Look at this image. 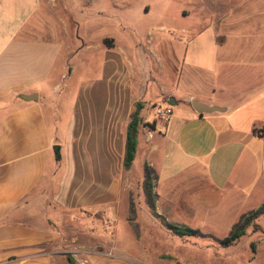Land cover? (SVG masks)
<instances>
[{
	"label": "crops",
	"instance_id": "1",
	"mask_svg": "<svg viewBox=\"0 0 264 264\" xmlns=\"http://www.w3.org/2000/svg\"><path fill=\"white\" fill-rule=\"evenodd\" d=\"M77 9L87 17L99 11L95 2ZM73 11L65 0H0V264H68L67 256L75 264H163L114 244L136 165L140 184L146 167L154 174L155 207L143 211L153 248L164 233L171 243L177 237L169 220L189 228L199 222L191 228L198 236L224 225L227 235L213 245L227 248L221 241L232 227L264 204V0H153L149 37L157 47L140 46L142 71L114 38H101L103 78L73 89L62 129L48 119L52 97L62 98L68 61L89 50ZM150 12L139 6L138 14ZM138 102L142 122L126 170L127 126ZM193 102L215 110L195 112ZM154 106L172 109L168 123L154 117ZM139 211L125 217L137 241ZM259 227L260 244L248 230L240 238L254 264L255 251H264Z\"/></svg>",
	"mask_w": 264,
	"mask_h": 264
},
{
	"label": "rangeland",
	"instance_id": "2",
	"mask_svg": "<svg viewBox=\"0 0 264 264\" xmlns=\"http://www.w3.org/2000/svg\"><path fill=\"white\" fill-rule=\"evenodd\" d=\"M66 4L73 7V14L76 15L78 21L83 23V28L80 30L81 36L88 42V51L84 52L80 57L70 59L67 68L64 70L63 74L65 79L60 82V97L54 95L52 97L54 107L50 109L48 113V119L53 120L58 119L61 123V128L64 129V125L68 122L70 115L71 103L69 102L72 98V91L75 87H79L81 84H87L93 80H101L103 77L102 71L98 69V66L103 62L105 57L103 56V50L98 51L97 48L100 43V39L104 36H109L114 38L119 48L122 50L123 54L127 57V61L131 67L134 64L136 71H142L141 62H143L142 48L146 49L156 48L155 43H150V33L153 28V0H65ZM160 1V0H156ZM81 2L93 3L95 2L96 9H99L98 15L93 12L88 14V17L77 9ZM182 2L175 3L176 6L180 5ZM230 2H222V5L229 4ZM142 4L149 5L151 12L149 14L143 15L138 14L139 6ZM63 9L65 8V3H62ZM64 12V11H63ZM67 13V12H65ZM101 15H100V14ZM64 18V13H62ZM118 18H123L124 23L121 26L116 23ZM154 26V27H153ZM135 31L131 33L129 29ZM125 29V30H123ZM64 30V29H63ZM68 31V30H67ZM70 31H68L69 33ZM65 33H67L65 31ZM64 35V33H62ZM75 35V34H74ZM72 35V36H74ZM80 36V35H79ZM158 50V49H156ZM161 51L164 53V45L161 46ZM72 69L69 75V69ZM138 74H143L144 72H137ZM160 83H166L165 76H159ZM71 100V102H72ZM58 101L60 103H58ZM70 103V104H69ZM50 122V121H49ZM138 164V163H137ZM133 175V176H132ZM132 175L129 176L130 187H126L123 192L124 201L121 202V208L118 217V224L114 235V244L119 247V250H127L128 254L135 256L136 259L148 260L151 256L161 257L164 261L163 264H216V260L220 259L223 262L232 264H254L251 261V251L248 243L243 238L239 240L236 245L227 248H216L213 245V241L216 238L226 236L227 230L225 226H220V228L215 229L213 235L204 236H189L177 238L174 237L173 242H170L169 235L164 233L161 236L162 240L156 247L153 248L151 242L153 240V234H150V229L152 226L149 220L144 219V212H150L146 207L142 183L137 179L136 176L142 178L141 166H134L132 169ZM128 180V175L125 177ZM128 183V182H127ZM198 193V192H197ZM199 194V193H198ZM212 202H209L210 208L216 205V198ZM134 208V209H133ZM140 210V218L137 219L139 225L136 229V234L139 232L141 239L140 241L135 240V233L127 225L125 217L131 214V210ZM144 211V212H143ZM138 215V214H137ZM259 221V222H258ZM258 224L264 228V218H258L251 224L248 230L252 237H257V243H261L262 232ZM169 223L174 224V222L169 220ZM190 228H198L199 222L193 221ZM188 224V225H189ZM254 225H257L258 229H255ZM102 229V228H101ZM162 230V229H160ZM164 230V229H163ZM95 230H93L94 232ZM156 231V230H154ZM166 232V231H165ZM63 240L68 239V232H64ZM156 233H159L158 230ZM171 234V233H169ZM172 235V234H171ZM105 239L109 241V244L113 242L110 241L107 235H103ZM154 237V240L157 241ZM247 238V237H246ZM151 241V242H150ZM66 242V241H65ZM169 242V243H168ZM205 247L207 249H205ZM216 248V250H215ZM257 248V246H256ZM261 250V251H260ZM256 250L255 254L257 259L255 260L258 264H264V251L262 249ZM219 262V261H218ZM222 263V262H220Z\"/></svg>",
	"mask_w": 264,
	"mask_h": 264
},
{
	"label": "trees",
	"instance_id": "3",
	"mask_svg": "<svg viewBox=\"0 0 264 264\" xmlns=\"http://www.w3.org/2000/svg\"><path fill=\"white\" fill-rule=\"evenodd\" d=\"M105 45L109 46V41L105 40ZM142 104L136 103L135 110L130 116V121L127 126L126 132V144H125V158H124V168L129 170L132 164V161L135 157L136 148H137V135L139 131L142 118L140 116V111L142 110ZM153 181L154 174L153 170L146 167L144 171V177L142 182V189L144 194L145 203L147 206L153 210L155 207V194L153 193ZM134 209V208H133ZM131 210L132 217L134 215V210ZM264 216V204L254 211L249 212L241 217L239 222L234 225L229 233V235L221 241L223 247H228L236 243L242 236L245 235L246 229L254 223L258 218ZM132 220V219H131ZM257 229V225H254ZM166 228L170 231L173 236L177 237H189V236H198V230L191 229L187 226H179L172 223H167ZM68 264H75L71 256H67Z\"/></svg>",
	"mask_w": 264,
	"mask_h": 264
},
{
	"label": "built area",
	"instance_id": "4",
	"mask_svg": "<svg viewBox=\"0 0 264 264\" xmlns=\"http://www.w3.org/2000/svg\"><path fill=\"white\" fill-rule=\"evenodd\" d=\"M154 117L157 120L168 123L172 116V109L169 106H154L152 107Z\"/></svg>",
	"mask_w": 264,
	"mask_h": 264
},
{
	"label": "water",
	"instance_id": "5",
	"mask_svg": "<svg viewBox=\"0 0 264 264\" xmlns=\"http://www.w3.org/2000/svg\"><path fill=\"white\" fill-rule=\"evenodd\" d=\"M36 99V96L34 97H30L28 99ZM192 107H193V110L195 112H198V113H202V112H210L212 110H215L214 108H209V107H206V106H203L197 102H193L192 103ZM53 153L56 157H59V147L58 146H54L53 147Z\"/></svg>",
	"mask_w": 264,
	"mask_h": 264
}]
</instances>
